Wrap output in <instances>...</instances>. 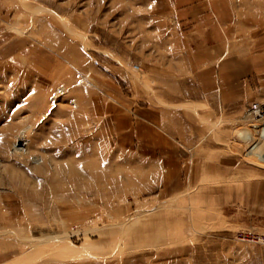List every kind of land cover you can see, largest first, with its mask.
<instances>
[{"label":"rangeland","instance_id":"1","mask_svg":"<svg viewBox=\"0 0 264 264\" xmlns=\"http://www.w3.org/2000/svg\"><path fill=\"white\" fill-rule=\"evenodd\" d=\"M203 10L211 97L148 73ZM263 131L264 0H0V264H264Z\"/></svg>","mask_w":264,"mask_h":264},{"label":"crops","instance_id":"2","mask_svg":"<svg viewBox=\"0 0 264 264\" xmlns=\"http://www.w3.org/2000/svg\"><path fill=\"white\" fill-rule=\"evenodd\" d=\"M198 16L199 22L194 25L191 31L186 32L188 30L186 29V24L174 26L177 29L176 33L180 34L178 35L179 40L169 39V58L165 60L156 59L155 61L156 64L163 65L164 68L161 67L162 70L155 69L153 73L152 71L148 73L150 78L169 79V82L192 81L196 96L208 93V96L211 97L215 95L213 84L220 73L219 65L223 56L221 53V29L220 27L218 28L219 24H217L218 26L212 24L210 15L206 11L203 10V14L200 13ZM182 17L184 23L189 20L188 14L187 17L184 15ZM168 73L169 77H167ZM177 96L183 100L186 95L179 92ZM159 112L155 107L151 106L142 111V116L146 119L148 126L143 129L148 131L149 139L160 136L164 143L167 144L169 138L170 144L172 142L171 136H166L162 133L163 129L159 122L161 118Z\"/></svg>","mask_w":264,"mask_h":264},{"label":"bare ground","instance_id":"3","mask_svg":"<svg viewBox=\"0 0 264 264\" xmlns=\"http://www.w3.org/2000/svg\"><path fill=\"white\" fill-rule=\"evenodd\" d=\"M253 110L254 111H256L257 110V108H253ZM263 134H264V131L262 132V134H261V136H263ZM258 143V142H257ZM261 147V146H260ZM260 147H255L254 148V153H252V154H255L256 155V157H259L258 158V160H260V161H263L264 162V153L261 155V154H259V150H260ZM264 152V151H263ZM260 155H261V157H260Z\"/></svg>","mask_w":264,"mask_h":264},{"label":"built area","instance_id":"4","mask_svg":"<svg viewBox=\"0 0 264 264\" xmlns=\"http://www.w3.org/2000/svg\"><path fill=\"white\" fill-rule=\"evenodd\" d=\"M253 108L255 109V108H256V106H253Z\"/></svg>","mask_w":264,"mask_h":264}]
</instances>
